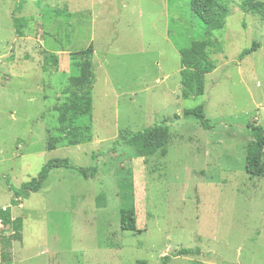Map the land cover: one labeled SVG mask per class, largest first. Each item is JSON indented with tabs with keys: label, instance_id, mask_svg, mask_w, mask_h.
Wrapping results in <instances>:
<instances>
[{
	"label": "rangeland",
	"instance_id": "1",
	"mask_svg": "<svg viewBox=\"0 0 264 264\" xmlns=\"http://www.w3.org/2000/svg\"><path fill=\"white\" fill-rule=\"evenodd\" d=\"M219 1L208 32L190 0H0V264H264V178L246 173L250 126L264 129V0ZM204 39L215 68L184 99L179 50ZM90 46L91 115L61 134L55 108ZM199 106L212 129L184 115ZM165 120L167 155L138 158L126 138ZM59 158L96 175L55 170L15 205L6 179L21 188ZM131 207L140 233L121 228Z\"/></svg>",
	"mask_w": 264,
	"mask_h": 264
},
{
	"label": "trees",
	"instance_id": "2",
	"mask_svg": "<svg viewBox=\"0 0 264 264\" xmlns=\"http://www.w3.org/2000/svg\"><path fill=\"white\" fill-rule=\"evenodd\" d=\"M190 7L193 15L202 21L208 32L222 28L218 22L224 19L225 15L219 0H190ZM210 44V39L198 40L192 42L189 47L179 50L182 63L181 92L184 99L205 94L206 76L215 68L209 60ZM93 54V46L74 54V60L78 61L76 65L80 67V73L77 77L71 78V86L65 90L66 94L70 96L67 97L65 103H60L55 108L59 113L61 134H64L67 128L74 126L76 120L89 119L91 115L93 105L91 92L94 88L95 78ZM51 57L52 60L57 61V57ZM184 115L194 116L201 122L204 129H212L204 106L185 110ZM176 118L180 119L179 116ZM169 121L165 120L163 123L155 124L143 131L132 133L125 142L135 151L138 158H149L158 153L165 156L168 153V144L171 140L169 127L166 125ZM73 130L75 141L72 143L79 144L81 140L77 141L76 138L77 134L81 132L76 128ZM249 132L252 138L246 148V173L252 178H264V129L259 125H252ZM58 142L57 138H51L50 150H54ZM59 169L75 171L84 179L89 180L95 177L97 166L84 168L73 165L67 158H59L49 161L37 178L25 183L21 188L11 185L8 178L6 183L15 194L14 204L19 205L21 201L29 199L32 193L40 192L51 173ZM104 204L103 198H99L98 205L104 207ZM2 217L9 220L11 214L6 210L2 212ZM120 221L124 232L140 233L137 212L134 207L122 209ZM15 228L16 238L21 240L20 227L16 226ZM193 254L200 255L201 253L194 249H183L178 253V255ZM168 261L169 257L166 256L162 264H168ZM139 264H146V262L140 261Z\"/></svg>",
	"mask_w": 264,
	"mask_h": 264
}]
</instances>
